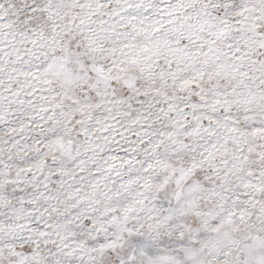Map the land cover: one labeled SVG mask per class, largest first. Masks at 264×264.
Here are the masks:
<instances>
[{"label":"snow or ice","instance_id":"obj_1","mask_svg":"<svg viewBox=\"0 0 264 264\" xmlns=\"http://www.w3.org/2000/svg\"><path fill=\"white\" fill-rule=\"evenodd\" d=\"M0 264H264V0H0Z\"/></svg>","mask_w":264,"mask_h":264}]
</instances>
